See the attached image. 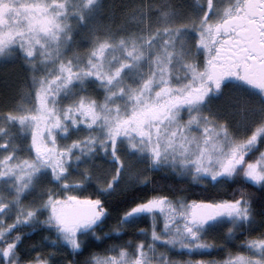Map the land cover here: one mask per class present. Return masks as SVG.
Here are the masks:
<instances>
[{
	"label": "snow or ice",
	"instance_id": "6c2138e0",
	"mask_svg": "<svg viewBox=\"0 0 264 264\" xmlns=\"http://www.w3.org/2000/svg\"><path fill=\"white\" fill-rule=\"evenodd\" d=\"M17 68L0 264H264V0H0ZM163 170L217 192L177 196Z\"/></svg>",
	"mask_w": 264,
	"mask_h": 264
},
{
	"label": "trees",
	"instance_id": "16d2710c",
	"mask_svg": "<svg viewBox=\"0 0 264 264\" xmlns=\"http://www.w3.org/2000/svg\"><path fill=\"white\" fill-rule=\"evenodd\" d=\"M139 0H105L106 4H133L138 3ZM23 76V70L20 68H17L11 72H9L7 75H5L3 72H0V100H3L4 98L8 97L10 98L16 87L19 85V82ZM12 85V87H11ZM9 88H12L9 90ZM152 178L154 182L157 184L163 185L165 189L167 190L170 186L175 189V194L177 196H185L189 200H197L202 199L204 195L209 194H216L217 189L208 188L205 189L202 186H198L195 184L189 185L181 179L173 174H169L168 171H160L152 175ZM183 188L184 190L181 191L180 189ZM69 195H76L79 198H95L94 189L93 187H86L74 192L68 193ZM223 198H229L227 194H224ZM120 198H117V202ZM115 203V202H114ZM144 227H149V221L144 218ZM114 223V221L109 220L106 222L105 228L107 229V224ZM46 234V233H45ZM30 236L32 237V240H39L40 236L35 233H31ZM127 236H129L127 238ZM131 236L128 233V235L124 236V239H129ZM32 242V241H29ZM113 241H109V243H112ZM118 242V241H115ZM59 260L60 258L57 257Z\"/></svg>",
	"mask_w": 264,
	"mask_h": 264
},
{
	"label": "flooded vegetation",
	"instance_id": "af4514ba",
	"mask_svg": "<svg viewBox=\"0 0 264 264\" xmlns=\"http://www.w3.org/2000/svg\"><path fill=\"white\" fill-rule=\"evenodd\" d=\"M82 199V198H81ZM148 221H149V227H150V223H151V221H150V219H148V218H146ZM144 220V219H143ZM143 220H141L140 222H138V224H137V227L138 228H146V227H144V221ZM149 227H147V228H149ZM105 230H107L106 228H105ZM135 231V229H130L129 230V234H130V238L129 239H137V240H139V239H143V237H138V236H133V232ZM129 236H127V238H128ZM217 243H221L220 241H217ZM230 247H231V245H230ZM209 256V255H208ZM204 257V256H203ZM174 258H179L178 256H174ZM188 258V257H187ZM193 258H195V259H201V258H199L198 256H194ZM209 259L210 258H216V259H221V258H224V255H223V253L222 252H219V251H214V252H212L211 253V255L208 257Z\"/></svg>",
	"mask_w": 264,
	"mask_h": 264
},
{
	"label": "rangeland",
	"instance_id": "374dc122",
	"mask_svg": "<svg viewBox=\"0 0 264 264\" xmlns=\"http://www.w3.org/2000/svg\"><path fill=\"white\" fill-rule=\"evenodd\" d=\"M86 46V45H85ZM11 87H12V85H11ZM12 88H9V90H11ZM163 171H167V170H163ZM179 258H177V259H186L187 258V256H184V257H181V256H178ZM199 258H203V259H209L208 257V255H205L204 257H201V256H198Z\"/></svg>",
	"mask_w": 264,
	"mask_h": 264
}]
</instances>
